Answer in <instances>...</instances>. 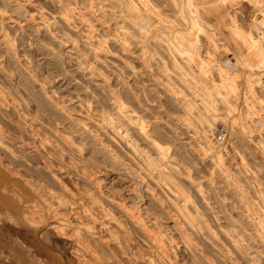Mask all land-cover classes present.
<instances>
[{"label":"rangeland","instance_id":"1","mask_svg":"<svg viewBox=\"0 0 264 264\" xmlns=\"http://www.w3.org/2000/svg\"><path fill=\"white\" fill-rule=\"evenodd\" d=\"M107 221L110 264H264V0H0V264Z\"/></svg>","mask_w":264,"mask_h":264},{"label":"bare ground","instance_id":"2","mask_svg":"<svg viewBox=\"0 0 264 264\" xmlns=\"http://www.w3.org/2000/svg\"><path fill=\"white\" fill-rule=\"evenodd\" d=\"M16 2V1H15ZM224 2V1H223ZM22 4V3H21ZM18 5V4H17ZM20 6V5H19ZM79 7V6H78ZM37 15V14H36ZM155 17V16H154ZM8 18V17H7ZM158 23V22H157ZM156 23V24H157ZM95 28V27H94ZM154 31V30H153ZM95 33V32H94ZM28 34V33H27ZM149 34V33H148ZM97 38V37H96ZM106 39V38H105ZM89 41V40H88ZM96 46V45H95ZM79 60V59H78ZM92 64V63H91ZM14 72V71H13ZM11 73V72H10ZM201 80V79H200ZM93 83V82H92ZM3 91V90H2ZM6 91V90H5ZM10 98V97H9ZM113 102V101H112ZM14 104V103H13ZM19 115V114H18ZM46 117V116H45ZM28 118V117H27ZM14 121V120H13ZM41 128V127H40ZM37 129V128H36ZM203 130V129H202ZM107 132V131H106ZM123 132V131H122ZM7 133V132H6ZM44 133V132H43ZM92 133V132H91ZM48 136V135H47ZM46 136V137H47ZM30 137V136H29ZM45 137V136H44ZM211 138V137H210ZM4 139V138H3ZM44 139V138H43ZM20 141V140H19ZM45 146V145H44ZM57 148V147H56ZM55 150V149H54ZM17 156V155H16ZM67 160V159H66ZM98 160V159H97ZM48 161V160H47ZM51 163V162H50ZM78 167V166H77ZM56 169V168H55ZM78 169V168H77ZM17 171V170H16ZM49 171V170H48ZM60 171V170H59ZM64 171V170H63ZM78 171V170H77ZM15 174V173H14ZM62 174V173H61ZM72 175V174H71ZM81 175V174H80ZM86 175V174H85ZM58 176H59V174H58ZM66 176V175H65ZM64 176V177H65ZM60 180H61V178H60ZM90 180V179H89ZM23 183H25V182H23ZM67 183V182H66ZM100 183V182H99ZM100 185V184H99ZM98 185V186H99ZM75 187V186H74ZM62 188V187H61ZM47 189V188H46ZM63 189V188H62ZM68 189H69V186H68ZM98 189V188H97ZM71 190V189H70ZM81 190V189H80ZM99 190V189H98ZM64 191V190H63ZM83 191V190H82ZM87 191V190H86ZM103 191V190H102ZM74 192V191H73ZM65 193V192H64ZM80 193H81V191H80ZM68 194V193H67ZM93 194V193H92ZM110 195V194H109ZM75 197V196H74ZM85 197V196H84ZM107 197V196H106ZM77 201V200H76ZM98 201V200H97ZM114 202H115V200H114ZM124 202V201H123ZM67 205V204H66ZM106 205V204H105ZM81 206V205H80ZM107 206V205H106ZM92 208V207H91ZM123 208L121 207V210H122ZM134 209V208H133ZM70 210V209H69ZM111 210V209H110ZM120 210V211H121ZM125 210V209H124ZM36 211V210H35ZM129 211L130 210H126V211H122L123 212V214L122 215H124V218L127 220V221H129L131 224H133V226H135L136 228H137V230L139 229L140 231H143L144 230V226H143V224L139 221V219H138V217L136 216V215H134V214H132V213H129ZM75 213V212H74ZM33 214V213H32ZM35 214V213H34ZM114 214V213H113ZM103 215V214H102ZM53 216V221L54 222H52V223H49V225H44V226H46V227H44V229H43V231L44 232H47V231H52V232H54V233H56V234H59V235H62L63 237H65L66 236V232H64V229H60V227H59V225L57 224V218H56V216H55V214L54 215H52ZM74 216V215H73ZM86 216H87V214H86ZM60 217H62V216H60ZM76 217V216H75ZM142 217V216H141ZM93 219V218H92ZM177 219V218H176ZM80 220V219H79ZM70 222V221H69ZM95 222V220L93 219V223ZM127 224V223H126ZM94 225V224H93ZM98 225V227L97 228H99V230L100 231H102L101 233V237H99V236H96V232L93 230V231H89L88 233H85V235L83 236L84 238L83 239H81V241H79V240H77V239H75V238H73V239H75V240H72V242L70 243V246H69V248H68V254L75 260V263L76 264H110L107 260H105V259H102V260H100V259H93L92 258V256L90 255V252L89 251H87L86 249H85V242H88V241H93V242H97V243H99L102 247H104V248H111V245H113V247H114V249H116L119 253H121V254H124V248H123V245H122V243L120 242V241H113L112 242V244L110 243V241H107V240H103V238L102 237H104L103 236V234H108L111 230V228L113 227V226H116V224L113 222V221H107V222H102V223H97L96 224V226ZM145 225V224H144ZM95 226V227H96ZM77 227V226H76ZM92 229V228H91ZM149 229V228H148ZM110 230V231H109ZM113 231V230H112ZM139 231V232H140ZM144 232H146V231H144ZM116 233H118V232H116ZM147 233V232H146ZM158 233V232H157ZM123 234V233H122ZM126 234V233H125ZM111 235V234H110ZM109 235V236H110ZM120 235V234H119ZM141 235H142V233H141ZM144 235V234H143ZM146 235V234H145ZM168 235V234H167ZM62 236H60V237H62ZM108 236V237H109ZM123 236V235H122ZM148 236V235H147ZM68 237V236H67ZM150 237V236H149ZM160 237V236H159ZM125 238V237H124ZM144 238H146V237H144ZM123 239V238H122ZM148 239H150V238H148ZM60 240V239H59ZM137 240V239H136ZM151 240V239H150ZM123 241H125V240H123ZM152 241V240H151ZM42 242V241H41ZM65 243V242H64ZM110 243V244H109ZM125 243H127V242H125ZM130 243V242H129ZM68 245H69V243H68ZM88 245H89V243H88ZM45 246V245H44ZM47 246V245H46ZM129 246V245H128ZM177 246V245H176ZM142 247V246H141ZM88 249V248H87ZM114 249H112V250H114ZM155 251H156V254H159V255H162L163 256V251H164V249H163V247H161V246H156L155 247ZM127 252V251H126ZM67 253V252H66ZM116 254V253H115ZM143 254V253H142ZM144 255V254H143ZM123 256V255H122ZM181 256V255H180ZM119 257V256H118ZM95 258H97V257H95ZM116 259V258H115ZM119 260V259H118ZM134 260V259H133ZM136 262V261H135ZM141 263L142 264H166L165 263V261L163 260V259H160V258H158L157 260H155V261H150V260H145V259H143L142 261H141ZM136 264V263H135Z\"/></svg>","mask_w":264,"mask_h":264}]
</instances>
